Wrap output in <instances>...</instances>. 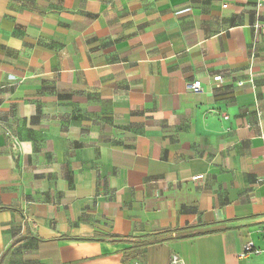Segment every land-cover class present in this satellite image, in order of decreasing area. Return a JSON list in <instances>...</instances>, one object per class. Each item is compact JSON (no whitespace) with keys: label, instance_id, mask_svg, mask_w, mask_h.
<instances>
[{"label":"crops","instance_id":"0c3cea01","mask_svg":"<svg viewBox=\"0 0 264 264\" xmlns=\"http://www.w3.org/2000/svg\"><path fill=\"white\" fill-rule=\"evenodd\" d=\"M209 105L231 122L197 140ZM248 241L264 2L0 0V264H264Z\"/></svg>","mask_w":264,"mask_h":264},{"label":"clouds","instance_id":"9594fccd","mask_svg":"<svg viewBox=\"0 0 264 264\" xmlns=\"http://www.w3.org/2000/svg\"><path fill=\"white\" fill-rule=\"evenodd\" d=\"M229 111L227 108L217 110L211 105L207 109H198L191 135L197 140L203 136H208L215 140L220 133L226 132L228 129V125L231 122L227 115ZM231 111H234V109Z\"/></svg>","mask_w":264,"mask_h":264},{"label":"built area","instance_id":"2783aa9c","mask_svg":"<svg viewBox=\"0 0 264 264\" xmlns=\"http://www.w3.org/2000/svg\"><path fill=\"white\" fill-rule=\"evenodd\" d=\"M260 1L264 2V0H260ZM223 7H227V5L225 4V5H223ZM214 78L217 82L216 84H214V86L219 85L222 81V76L217 75ZM253 81H254V79L251 77L249 79V82L253 83ZM239 84L242 85V84H244V82L240 81ZM187 88L195 94H200L203 92V88H202L200 80L187 83ZM200 177L201 176H197V177H195V179L200 178ZM250 253L261 254V253H264V249L257 248L253 241H248L244 245V249H243L241 256L245 257L246 255H248ZM171 264H184V263H183V260L181 259V257L179 255L174 254V255H172V258H171Z\"/></svg>","mask_w":264,"mask_h":264}]
</instances>
